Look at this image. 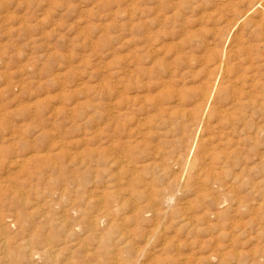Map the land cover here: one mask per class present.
Listing matches in <instances>:
<instances>
[{"label":"rangeland","instance_id":"rangeland-1","mask_svg":"<svg viewBox=\"0 0 264 264\" xmlns=\"http://www.w3.org/2000/svg\"><path fill=\"white\" fill-rule=\"evenodd\" d=\"M256 1L0 0V264H264Z\"/></svg>","mask_w":264,"mask_h":264},{"label":"bare ground","instance_id":"bare-ground-1","mask_svg":"<svg viewBox=\"0 0 264 264\" xmlns=\"http://www.w3.org/2000/svg\"><path fill=\"white\" fill-rule=\"evenodd\" d=\"M263 3H264V0H257L255 3H253L251 6H249V9H248V11H253V10H257V9H259V8H261L262 6H263ZM262 9V8H261ZM247 11V12H248ZM246 16H247V14H242L239 18H238V20L239 21H244L245 20V18H246ZM237 23V22H236ZM233 31V30H232ZM229 59V58H228ZM224 60V59H223ZM226 61V60H225ZM227 64V63H226ZM226 64L224 63V61H216V62H214V69H213V75H214V79H213V82L206 88V89H204V91H202V92H200V94L198 95L199 96V98H200V101L201 102H203L204 104H201L199 107H200V113H201V115H200V117H198V119L197 120H199V122L200 121H202V119H203V114H204V112H205V109H206V106H207V104H208V101H210V99H211V96H212V94H213V92L215 91V89H216V85H217V81H218V78L221 76V78H222V74L223 73H225L224 71V69H225V67H226ZM230 67V66H229ZM227 68V67H226ZM230 70V69H229ZM231 71V70H230ZM232 71H233V69H232ZM228 73V72H227ZM127 74V73H126ZM225 75V74H224ZM221 80V79H220ZM208 108V107H207ZM106 113V112H105ZM205 118V117H204ZM204 120V119H203ZM201 123V122H200ZM188 125V124H187ZM198 130H199V128H198ZM197 133V132H196ZM199 135V134H198ZM197 135V136H198ZM197 138V137H196ZM106 140V139H105ZM193 148V147H192ZM191 148V149H192ZM183 176H184V174H183ZM179 178V177H178ZM178 184H179V182H178ZM180 186V185H179ZM176 191H177V189H176ZM167 197V196H166ZM89 200V199H88ZM168 203L170 202V198H168L167 200H166ZM166 203V202H165ZM96 213V212H95ZM109 214V213H108ZM97 217V216H96ZM64 220V219H63ZM94 220H96L95 218H94ZM106 220V219H105ZM99 221V220H98ZM24 222H25V220H24ZM93 222V221H92ZM96 223V222H95ZM97 224V223H96ZM158 230V229H157ZM2 242V241H1ZM38 243V242H37ZM0 245H2V243H0ZM44 248V247H43ZM100 252V251H99ZM41 253V252H40ZM46 253H47V251H46ZM45 253V254H46ZM42 254H44V253H42ZM39 255V254H38Z\"/></svg>","mask_w":264,"mask_h":264}]
</instances>
